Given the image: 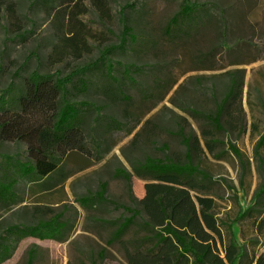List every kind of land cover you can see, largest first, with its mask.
<instances>
[{
    "label": "rangeland",
    "instance_id": "rangeland-1",
    "mask_svg": "<svg viewBox=\"0 0 264 264\" xmlns=\"http://www.w3.org/2000/svg\"><path fill=\"white\" fill-rule=\"evenodd\" d=\"M182 1L53 0L46 7L42 0H0V94L36 69L67 75L96 61L107 47L119 45L122 10L128 4L133 6L124 16L137 37L111 56L117 80L102 66L88 75L87 91H74L77 100L92 101L103 110L88 118L87 151L67 158L68 177H51L44 187L23 181V202L0 213V232L9 224H31L62 214L64 240L27 238L4 264H27L30 250L33 264H128L121 245L110 243L115 230L110 221L127 215L124 209L110 202L85 208L78 199L102 184L110 201L130 204L132 195L142 197L144 181L134 176L131 192L117 170L132 171L131 161L146 155L183 153L185 146L174 135L179 115L188 118L187 131L190 124L199 136L202 129H213L221 140L215 154L204 157L202 167L217 180L215 192L222 208L248 205L261 182L256 146L264 133V0H193L205 4L198 26L169 29ZM73 11L83 30L85 46L80 48L67 40L75 30ZM128 65L130 74L124 71ZM234 80L242 86V98L229 104L222 116L226 132H217L206 116L193 111L214 113ZM149 119L157 125L153 143L144 133L133 145ZM0 152L24 159L27 146L6 142ZM235 231L239 238L238 225Z\"/></svg>",
    "mask_w": 264,
    "mask_h": 264
},
{
    "label": "trees",
    "instance_id": "trees-1",
    "mask_svg": "<svg viewBox=\"0 0 264 264\" xmlns=\"http://www.w3.org/2000/svg\"><path fill=\"white\" fill-rule=\"evenodd\" d=\"M53 0H42L46 7ZM123 7L124 27L119 45L103 50L98 59L74 69L67 75L41 72L38 69L24 77L22 82L12 81L0 94V148L6 142L23 143L27 156L0 152V213L22 203L19 186L30 181L39 187L49 183L51 177L66 179L65 162L73 152H86L88 118L102 106L89 100H77L74 91L89 89L88 75L105 67L106 74L114 76L111 56L126 49L129 41L137 37L128 24ZM193 0H183L180 9L169 20L167 27L189 25L197 27L199 13L205 8ZM77 12L72 13L73 37L67 39L75 48L84 45L83 30L77 26ZM134 39V40H132ZM85 46V45H84ZM131 66L125 67L130 74ZM140 70V69H138ZM242 86L235 80L223 100L206 116L217 132L226 128L222 116L229 104L241 101ZM178 129L174 135L185 146L183 153L172 152L165 157L146 155L131 161L132 171L118 169L117 175L125 179L132 192V179L144 181L142 197L132 195L130 204L110 201L106 184L100 190L78 199L85 208L92 204L110 202L123 208L127 215L110 221L115 228L110 243H119L128 264H264V133L256 146L257 170L261 182L247 206L226 211L215 192L217 180L202 167L207 154L214 155L221 140L213 129H202L199 136L184 115L178 116ZM157 125L147 120L133 139L146 133V141L153 143L152 135ZM231 150L242 158L241 151L233 144ZM220 157V156H218ZM62 214L36 223L7 225L0 232V264L14 255L21 241L64 240L65 222ZM240 228V239L235 226ZM34 252L30 250L27 264H33Z\"/></svg>",
    "mask_w": 264,
    "mask_h": 264
}]
</instances>
